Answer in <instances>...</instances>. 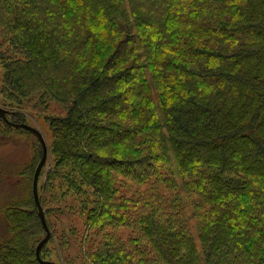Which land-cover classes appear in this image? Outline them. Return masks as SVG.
<instances>
[{"label": "trees", "instance_id": "1", "mask_svg": "<svg viewBox=\"0 0 264 264\" xmlns=\"http://www.w3.org/2000/svg\"><path fill=\"white\" fill-rule=\"evenodd\" d=\"M0 67L7 118L52 140L43 259L264 264V0H0ZM38 163L0 264H42Z\"/></svg>", "mask_w": 264, "mask_h": 264}, {"label": "rangeland", "instance_id": "2", "mask_svg": "<svg viewBox=\"0 0 264 264\" xmlns=\"http://www.w3.org/2000/svg\"><path fill=\"white\" fill-rule=\"evenodd\" d=\"M27 121L43 132L47 144L50 145L52 142L50 135L38 124L34 116H29ZM38 148V140L36 137L21 128L12 125L9 126L0 118V204L2 202L4 204L13 196L20 194L24 196L28 192L27 185L25 182L23 184L19 173L27 164L32 162L37 164L40 161V156L35 157V152ZM50 162L51 158L49 153L48 161L40 177V185L44 183L45 171L48 170Z\"/></svg>", "mask_w": 264, "mask_h": 264}, {"label": "water", "instance_id": "3", "mask_svg": "<svg viewBox=\"0 0 264 264\" xmlns=\"http://www.w3.org/2000/svg\"><path fill=\"white\" fill-rule=\"evenodd\" d=\"M0 112H1L3 118L6 120L7 123L13 125L14 127H18V128H22V129L28 130V132L33 134L39 140V142L42 145L43 154H42L41 160L39 161V163H38V165L36 167L35 173H34L33 192H34L35 202H36V204L38 206L39 216H40V218H41V220L43 222V225H44V228L47 231V234L39 242V244L37 246L36 254H37L38 260L42 264H59V263H57L55 261L45 260V259H43L41 257L42 248L50 240V237H51V232H50L49 226L47 224L45 211H44V208H43V206H42V204L40 202V198H39V178H40V174H41L44 166L46 165V163L48 161V154H49L48 153L49 148H48V144H47L46 138H45L43 132L38 127H35V126H33V125H31V124H29L27 122L16 123V122H13V121L9 120L7 118V116H6V109L2 108L1 106H0Z\"/></svg>", "mask_w": 264, "mask_h": 264}]
</instances>
